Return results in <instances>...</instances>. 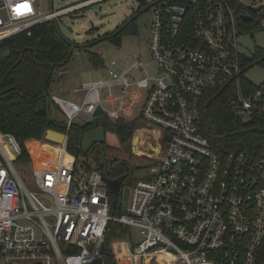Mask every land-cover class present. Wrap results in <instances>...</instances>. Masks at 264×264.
<instances>
[{
	"label": "built area",
	"instance_id": "obj_1",
	"mask_svg": "<svg viewBox=\"0 0 264 264\" xmlns=\"http://www.w3.org/2000/svg\"><path fill=\"white\" fill-rule=\"evenodd\" d=\"M101 1L44 13L38 0H0V42ZM261 2L255 10L241 0H139L142 12L152 13L149 45L156 70L134 79L136 70L145 72L139 57L121 73L112 59L109 78L77 89L84 92L81 102L53 96L67 131L76 117L92 122L101 106L103 116L141 118L159 132L142 151L134 144L151 164L142 177L131 172L119 193H111L103 179L107 166L83 165L75 156L66 160V142L58 145L55 161L38 159L43 165L32 170L33 191L2 137L17 159L21 144L14 134L0 136V264H88L103 257L109 232L116 264H261L264 152L219 155L203 126V106L219 94L242 121L264 119V83L247 93L243 58L249 55L238 41L249 29H264Z\"/></svg>",
	"mask_w": 264,
	"mask_h": 264
},
{
	"label": "trees",
	"instance_id": "obj_2",
	"mask_svg": "<svg viewBox=\"0 0 264 264\" xmlns=\"http://www.w3.org/2000/svg\"><path fill=\"white\" fill-rule=\"evenodd\" d=\"M128 20L125 27H117L107 34L106 39L120 45L125 33L136 32L134 20ZM56 24L53 19H49L33 26L31 35L22 32L0 42V136L7 133L16 136L23 148V153L18 158L20 162L31 160L29 152L38 155L48 129L68 132L66 149L79 162L81 155L100 154L102 150L99 145L91 146L92 151H85L81 147V135L87 130L103 126L106 133L115 132L124 142H129L139 128V123L143 122L141 118H120L113 121L108 116H101L83 125L74 123L67 131V120L52 116L50 107L53 100L50 91L56 71L67 65L74 53L71 44L57 32ZM119 29L121 30L118 31ZM6 49L10 50V54L4 56L3 51ZM90 60L96 67L104 63L103 57L95 52L90 54ZM243 61L244 66L248 67L257 63L264 65V49L257 48L251 55L244 57ZM243 82L248 89L247 93L257 88L246 77ZM43 109L47 112L44 113ZM203 126L213 150L219 155L242 149L264 152V119L242 121L233 114L230 102L222 94L213 95L204 104ZM66 160H72V156L67 154ZM105 166L104 163L100 165L102 168ZM131 172L126 165L115 164L111 168V174L124 176V180ZM119 226L115 225V228ZM113 235L114 232H109L105 241L110 264H116L110 245ZM260 262L264 264V242Z\"/></svg>",
	"mask_w": 264,
	"mask_h": 264
},
{
	"label": "rangeland",
	"instance_id": "obj_3",
	"mask_svg": "<svg viewBox=\"0 0 264 264\" xmlns=\"http://www.w3.org/2000/svg\"><path fill=\"white\" fill-rule=\"evenodd\" d=\"M84 0H53V10L62 9ZM241 2L252 9H258L261 6V0H241ZM40 9L44 13L51 12L49 0H38ZM139 0H104L84 9L72 11L60 16L57 23L62 35L72 42L79 45L74 51L71 61L68 63V71L64 77H71L74 88H81L85 83L96 81L101 78H109L108 64L112 59H116L118 64L113 67L114 71L121 73L123 69L129 67L139 57L145 63V72L136 70L133 73L134 79L146 76L156 70L150 54V23L152 18L151 10L142 12ZM134 15H138L134 20L136 32H128L122 36V43L116 45L106 39L107 34L113 32L117 27L123 25L128 19ZM239 49L242 53L251 55L257 48L264 49V29H249L247 32L239 34ZM98 53L103 57L104 63L96 67L90 60L91 53ZM244 76L250 79L256 85L264 83V65L254 64L244 71ZM56 83V82H55ZM108 93V91H107ZM84 92L79 91L78 95L82 97ZM70 99H77L73 96ZM81 101V100H80ZM52 116L59 120H67L66 116L60 108L53 102L50 107ZM112 120V119H111ZM114 121V120H113ZM75 124H85V120L76 117ZM139 128L146 127L144 122L139 123ZM134 139L124 142L122 138L115 132H107L106 139L103 143L100 154L81 155L79 162L83 165H91L99 167L106 164L109 170L115 164L126 165L132 170V176L142 177L145 174V168L151 164L150 158L145 155H139L134 152V144L138 145L140 151L146 143L155 142L156 134L147 130H135ZM137 136V141H135ZM45 143L47 140L43 138ZM3 144L9 155L15 160V165L28 187L37 191L34 183L32 170L38 165V159L45 163L47 160L44 156L49 152V161H55L59 153L57 151H48L47 146L43 145L38 155L29 152L31 160L28 162H20L17 154L9 147L6 137H2ZM140 145V146H139ZM49 148V147H48ZM141 148V149H140ZM51 149V148H50ZM95 153V152H94ZM49 156V155H48ZM47 156V157H48ZM96 157H99L96 160ZM113 177L116 175L111 174ZM119 197L118 194H112V198ZM49 222H53V217H47ZM161 264V263H160ZM167 264V263H166Z\"/></svg>",
	"mask_w": 264,
	"mask_h": 264
},
{
	"label": "water",
	"instance_id": "obj_4",
	"mask_svg": "<svg viewBox=\"0 0 264 264\" xmlns=\"http://www.w3.org/2000/svg\"><path fill=\"white\" fill-rule=\"evenodd\" d=\"M49 3L51 5V12H52L53 11V0H49ZM137 16L138 15L132 16L130 20H128V22L135 20ZM245 19H248V17L246 16ZM53 20L57 23V20L55 18H53ZM126 25L127 23L123 24L122 28L125 27ZM56 28H57V32L59 33V35L64 37L59 29L58 23L56 24ZM121 29H119L118 31H120ZM67 41L71 44L72 50H75L77 47H80L79 45L73 44L69 40ZM9 54H10L9 49H6L3 51L4 56H7ZM48 105H50V99H48ZM43 112L46 113L47 110L43 109ZM103 115H104V109L101 106H98L94 112V116L98 118ZM81 138H82L81 147L85 151L89 149L92 151L93 148H90V147L93 145L98 144V145L103 146V142L106 139V130L103 126H98L90 130H87L85 133L81 135ZM45 139L51 142H55L58 145H63L65 144V142L67 143L68 134H66V132H63V131H59L55 129H48L45 135ZM109 175H111V170L108 173L103 172V179L107 182L109 191L111 193H119L123 185L124 176H118L115 178H111ZM129 194H130V189L129 187H126L124 190V194H123L124 210H127L128 208ZM102 254H103V257H98L88 264H110V261L107 257V249H106L105 243L102 245Z\"/></svg>",
	"mask_w": 264,
	"mask_h": 264
},
{
	"label": "crops",
	"instance_id": "obj_5",
	"mask_svg": "<svg viewBox=\"0 0 264 264\" xmlns=\"http://www.w3.org/2000/svg\"><path fill=\"white\" fill-rule=\"evenodd\" d=\"M67 66H68V64L65 65V66H63V67H61V68H59L56 71L55 80L52 83L50 93H51L52 98H53V96H59V97H62V98H65V99H68V100H71V101H74V102H78L79 103V102H81L83 100L84 94H82V97L80 98V96L78 95L79 91H77V89H81L82 87L81 88H74L73 83H72V80H71V77H64L63 76L68 71V67L69 66L68 67ZM70 96H73L75 98H78V100L77 99H70V98H68ZM142 129L147 130V131H150L153 134H156V136L159 134V132L157 130H153V129H150V128L148 129L147 126L146 127H142V128H138L137 130H142ZM134 135H133V138L132 139H134ZM135 141H136V138H135ZM42 144L47 146L48 151L49 150H50V152L57 151V153H59L58 144H56L55 142H51V141H48L47 140V142L45 143V141L43 140V143ZM149 144H151V142L150 143H146L144 145V147H148ZM45 153L49 155L48 158H47V160H49V159L52 160L53 159V158H50V156H51L50 154H52V153H49V152H46V151H45Z\"/></svg>",
	"mask_w": 264,
	"mask_h": 264
},
{
	"label": "bare ground",
	"instance_id": "obj_6",
	"mask_svg": "<svg viewBox=\"0 0 264 264\" xmlns=\"http://www.w3.org/2000/svg\"><path fill=\"white\" fill-rule=\"evenodd\" d=\"M148 129H149V128H148ZM138 131H139V130H138ZM135 138H136V141H137V139H138L137 136H136ZM139 146H140V145H139ZM140 149H141V148H140ZM40 151H41V150H40ZM67 154L71 155V156H72V159H73V155L70 154L69 152H67V153L64 155L65 159H66V155H67ZM47 156H48V155H46V156H44V157H46V159H47V158H48ZM40 165H43V164H40ZM161 264H166V261H163Z\"/></svg>",
	"mask_w": 264,
	"mask_h": 264
},
{
	"label": "flooded vegetation",
	"instance_id": "obj_7",
	"mask_svg": "<svg viewBox=\"0 0 264 264\" xmlns=\"http://www.w3.org/2000/svg\"><path fill=\"white\" fill-rule=\"evenodd\" d=\"M97 146H98V144H97ZM99 146L102 147L101 145H99ZM110 177L115 178V177H118V176L113 177L112 175H110Z\"/></svg>",
	"mask_w": 264,
	"mask_h": 264
}]
</instances>
